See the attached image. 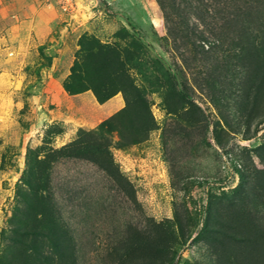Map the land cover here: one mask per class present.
Returning <instances> with one entry per match:
<instances>
[{
	"label": "rangeland",
	"instance_id": "1",
	"mask_svg": "<svg viewBox=\"0 0 264 264\" xmlns=\"http://www.w3.org/2000/svg\"><path fill=\"white\" fill-rule=\"evenodd\" d=\"M0 264H264V0H0Z\"/></svg>",
	"mask_w": 264,
	"mask_h": 264
},
{
	"label": "trees",
	"instance_id": "2",
	"mask_svg": "<svg viewBox=\"0 0 264 264\" xmlns=\"http://www.w3.org/2000/svg\"><path fill=\"white\" fill-rule=\"evenodd\" d=\"M114 63L116 64V68L114 70L106 72L107 77H118L117 81L121 83L120 86H117V89H121L124 92L125 100L127 102V106H130V104H134L138 100H144L143 93H141L139 87L134 83L131 75L127 72V70L124 69L123 65L121 64L120 60L118 58L114 59ZM79 65L76 64L72 68V72L69 76V78L65 81L64 87L65 89L70 93H76L83 89H85V86L78 85L81 83V80H83V77L80 75L79 72ZM101 73V72H99ZM99 75V74H98ZM77 85V86H76ZM93 88V91L95 92L97 98L102 101L107 96H103L101 90L96 86H91ZM116 89V90H117ZM145 108V103H144ZM147 105H146V111H147ZM154 127L153 118L150 114H146L143 119L141 120V132L138 133L136 136L132 137L133 141H139L141 139H144L149 130Z\"/></svg>",
	"mask_w": 264,
	"mask_h": 264
},
{
	"label": "built area",
	"instance_id": "3",
	"mask_svg": "<svg viewBox=\"0 0 264 264\" xmlns=\"http://www.w3.org/2000/svg\"><path fill=\"white\" fill-rule=\"evenodd\" d=\"M44 1H51V0H44ZM52 1H54V0H52ZM56 2H60V4H61V6H62V8H64V9H70L73 5H74V3H75V0H56Z\"/></svg>",
	"mask_w": 264,
	"mask_h": 264
}]
</instances>
